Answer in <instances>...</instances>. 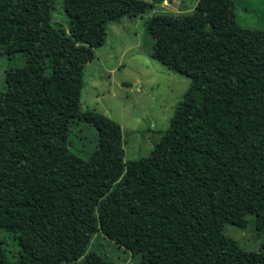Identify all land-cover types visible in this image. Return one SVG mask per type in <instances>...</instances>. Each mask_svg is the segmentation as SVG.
<instances>
[{
    "label": "trees",
    "instance_id": "obj_1",
    "mask_svg": "<svg viewBox=\"0 0 264 264\" xmlns=\"http://www.w3.org/2000/svg\"><path fill=\"white\" fill-rule=\"evenodd\" d=\"M55 1L0 0V56L24 61L0 95V264H114L86 254L97 233L138 264H264V30L203 9L150 17V57L190 84L150 155L124 162L121 127L80 110L89 37L100 17L135 19L155 3L61 0L66 29L52 22ZM26 78L33 106L17 97ZM75 121L96 130L86 164L69 150ZM167 206L180 232L169 242ZM225 225H252L259 251Z\"/></svg>",
    "mask_w": 264,
    "mask_h": 264
},
{
    "label": "rangeland",
    "instance_id": "obj_2",
    "mask_svg": "<svg viewBox=\"0 0 264 264\" xmlns=\"http://www.w3.org/2000/svg\"><path fill=\"white\" fill-rule=\"evenodd\" d=\"M155 3L154 9L144 16L131 19L100 17L99 31L91 32L95 59L83 71V89L80 97L81 112L92 111L116 122L122 130L124 162L146 158L168 129L174 109L187 91L190 81L168 70L150 57L153 39L146 32V21L157 14L193 13L197 9L219 14L238 22L241 26L264 30L263 0H144ZM52 22L66 27L62 1L54 2ZM108 19V20H107ZM105 20V21H104ZM94 30V28H93ZM92 30V31H93ZM20 56H0V95L6 92V72L21 68ZM57 72L60 71L56 66ZM27 79V78H26ZM17 96L22 105H35L38 101L27 79ZM96 130L81 121L70 126L69 150L86 164L96 147ZM70 152V153H71ZM166 222L164 240L180 239V232L167 206L163 211ZM104 222L100 221V225ZM224 234L235 240L247 252H257L263 242L252 225L244 229L224 226ZM3 237V234H0ZM8 258L17 257L18 247L5 238ZM95 252L108 257L114 264H138L139 255L117 247L113 242L95 234L86 254Z\"/></svg>",
    "mask_w": 264,
    "mask_h": 264
}]
</instances>
